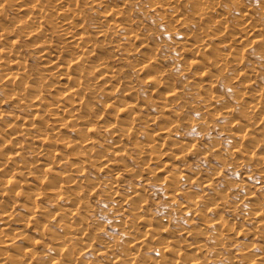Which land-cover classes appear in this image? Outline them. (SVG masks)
<instances>
[{"label": "rangeland", "instance_id": "1", "mask_svg": "<svg viewBox=\"0 0 264 264\" xmlns=\"http://www.w3.org/2000/svg\"><path fill=\"white\" fill-rule=\"evenodd\" d=\"M29 1L14 0L16 6H23ZM231 1L233 0H223L232 7L228 25L234 22L242 25L251 21V18H243L249 7L264 8V0H239V7L232 5ZM47 2L43 0L48 7L56 5V10L60 8L55 1ZM89 6L91 7H82L83 20L100 19L92 14L93 11L107 16L111 14L106 11L119 8V15H111L105 19L129 23L126 30L114 29L104 46L101 45L96 51L97 61L107 60L109 55L121 58L117 63L121 69L118 79L110 81L111 87H107L108 79H101L105 70L93 74L90 85L94 89V95L87 101L93 107L92 110L80 112L86 121L71 122L68 129L61 133L62 139L76 140L78 138L75 137V131L79 129L82 131L79 135L81 140L91 139V144L81 143L70 153L74 150L85 153L87 149H91L89 154L95 164L92 167H79L77 160L80 158L74 156V153L71 156L66 153L55 159L63 160L52 171L40 174L34 164L30 167L34 178L18 177L19 183L11 187L18 192L6 200L17 220L12 230L21 228L16 223L23 218L29 221L31 216L32 227L24 237L16 236L10 231L8 237L0 238V253L13 254L16 250L23 253L31 248L30 245L37 244L31 259L36 257V261L47 264L59 257L60 253L55 249L67 243L63 242L59 246L56 244L58 242L53 241V235L61 238L68 233L65 224L75 227L80 222L78 218L62 219L59 210L68 206V195L79 191L82 192L80 200L91 208L89 211L85 209L81 218L90 219L82 227L87 229L93 246L86 248L74 240L83 231L73 234L72 242L68 244L75 264H128L130 257H133L131 255L136 258L135 264H173V259H177L174 264H264L258 261L260 257H264V124H259V117L264 109L251 115V119L244 122L241 130L232 128L233 119L221 114L226 106H235L238 112L245 110L254 102L252 92L262 93L264 102V32L255 33L251 38L242 35V42L225 46L230 40V34L236 32L231 29L227 36H214H221L223 30L213 23L214 18H206L201 24L183 27L176 23L174 11L166 4L149 8L146 4H139L138 0H110L106 7H94L92 2ZM5 14L7 17L4 19L10 25L16 24L14 20L17 17L10 8ZM190 15L187 16L191 18ZM254 18L259 19L264 26V14L259 13ZM203 26L209 28L213 39L207 42L209 49L198 52L192 46H198L195 34ZM135 31L139 33V38L128 40L126 36ZM24 32L25 29H20L16 38L19 40L20 54L27 65L43 70V65L46 64L42 62L40 50L32 47L40 40H28ZM117 46L121 48L118 52L115 50ZM230 48L236 52L231 58H226ZM151 58L155 59L154 68L142 69ZM241 58L243 61L239 63ZM207 59L211 63L205 62ZM97 61L85 66L91 69ZM107 61H110L109 66L112 68L113 60ZM254 69L258 71L257 74L253 72ZM206 70L209 72L203 77ZM240 72L243 75L238 76ZM156 74L160 75L158 81H151L150 77ZM167 81L175 82L185 94L182 104H166ZM55 83L54 80H48L41 84L43 96L48 102L44 108L52 104L55 97L65 94L57 88L53 91L49 89ZM206 84L218 85L215 92L225 98L224 102L219 105L209 103L211 92ZM111 91L112 95L105 94ZM244 92L247 95L242 97ZM33 95L35 92L22 103H30ZM20 103L6 99L0 92V111L3 112L0 132L6 133L5 136L0 133L3 138L0 139V147L6 141L14 145L18 141L31 143L26 141L27 137H20L17 141L12 135L19 131L15 127L23 124V119L32 114L30 108L25 110L27 104ZM44 110L38 125L54 123L55 117L44 113ZM72 115L68 120L74 118ZM17 117L22 120L16 123ZM117 121H124V128L133 123L132 142L137 140L148 143L152 140L148 135H157L153 138L157 151H169L170 154L167 153L161 161L151 160L150 156L140 154L142 152H137L130 158L116 156L117 139L113 133H118L121 129ZM76 125L78 127L72 128ZM9 126H15L12 132L8 130ZM89 126H92L90 133L85 130ZM246 128L250 136L243 140L241 134ZM166 129L170 131L169 135L161 136L160 133ZM37 134L38 132L33 133L32 137ZM240 146L246 153L234 155L232 150ZM103 156L135 169V174L124 172L116 180L117 187L113 192H117L120 197L118 199L112 197L113 192L110 193L107 186L99 180L104 177V174L97 172L104 164ZM37 159L30 152L24 155V161L28 164L35 163ZM240 159L248 163L238 168ZM166 162L168 168L163 171V164ZM18 163H23V160L19 159ZM168 173L174 175L172 181L177 183L176 191L172 185L169 186L170 182L163 180ZM55 175L60 176L58 183L63 185L62 197L57 200L46 194L47 189L58 184H53ZM45 176L49 177L50 182L41 185L40 180ZM71 180L73 183L70 184ZM24 183L27 186L22 185ZM28 192H31L30 197ZM122 198L125 200L117 206ZM258 215L259 218H255ZM137 218L141 220H136ZM150 219L152 222H149ZM142 220L147 223H139ZM233 223L236 230L243 229L242 235L236 239L237 244H234L235 233L230 237L232 239L229 238L228 229ZM1 227L4 226L0 220V229ZM43 227L48 232L41 238L34 232ZM132 227L136 230L128 232ZM5 238L8 239L6 242ZM174 238L182 242L171 243L174 252L162 253L164 240L173 241ZM2 242L10 246L2 247ZM195 242L204 244L208 252L192 254L185 245ZM159 256L164 259H159Z\"/></svg>", "mask_w": 264, "mask_h": 264}, {"label": "bare ground", "instance_id": "2", "mask_svg": "<svg viewBox=\"0 0 264 264\" xmlns=\"http://www.w3.org/2000/svg\"><path fill=\"white\" fill-rule=\"evenodd\" d=\"M45 1H48L47 3H52L51 1H55V4H57V6L60 8L56 10V5L54 7H48V5L43 3V0H30L29 3L24 4L23 6H16L14 0H0V92H2L5 95V98L8 100L20 101L21 105L27 104L25 106V110L30 108L32 111L30 116L23 119V124H20V126H18V124L17 126L15 125L16 127H10L11 125L9 126L10 128L7 127L10 132H12L14 127L19 129V131H15V133L12 134L14 140L18 141V138L20 137H27L26 141H31V143L18 141L17 144L14 145L13 143L6 141L4 145H1L0 147V220L4 226L0 229V238L8 237V232L10 231L16 236L24 237L26 232L32 227L31 220H33V217L31 216L29 217V221L23 218L18 221V223H16L21 226V228L12 230V227L15 225L17 220L14 210L12 207H9L6 202V200L10 198L12 194L14 195V193L18 192L17 190L13 191L11 189L13 185L19 183L17 180L18 177L22 176L34 178V174L30 168L32 165H36L38 168V173L40 174L52 171L55 166L60 164L63 160L56 161L55 159L62 157L66 153L68 156H71L74 153V156H78L80 158L77 160V165L79 167H92L95 164L89 154L92 151L91 149H87L88 151H85V153L84 151L82 152L78 150H74V152L70 153L72 149L77 148L81 143L91 144V139L81 140L79 135H81L82 131L79 129H76L75 131L77 135L75 137L78 138L76 140H70L68 138L62 139L61 133L63 130L68 129V124L71 122L77 121L83 123L86 121L83 116L81 117L80 112L84 110H92L93 107L88 105L87 101L92 97V95H94V89L90 85V80L93 77V74L98 73V71L105 70L106 72L101 74V79L104 80L107 78V87H111L109 82H115L118 79L119 73L121 72V69L118 68L119 64H117L120 62L121 58L109 55L107 60H113L114 64V66L110 68V61L104 59H99V61H97L96 54L98 48L101 45L104 46L106 41H108V37L112 31H114V29H117V31L126 30L127 25H129V23H119L118 21H110L105 19L110 18L111 15H119L121 13L119 8H111L109 11H106L107 14H111L107 16L99 14L97 11H93L92 14H96V16L100 19L83 20L82 17L84 12L81 11L83 10L82 7L86 5V7L90 8L91 6L89 5L91 2L94 7H106L105 5L110 2V0ZM164 1L166 3H164ZM231 2L235 7H239L241 5L239 0H233ZM138 3L141 5L146 4L149 6V8L156 7L160 4L168 5L174 11V17L177 19L176 23L183 27H189L193 24H201V22L206 18H214L213 23H215L216 26L223 28L220 33L221 36L218 34H215L214 36L218 38L227 36L229 35L231 29L236 32L235 34H230V40L225 43V46H230V43H238L239 41L242 42L243 36L251 38L255 35V33L264 32V26L261 21L257 18H254V16H257L259 13L264 14V8L262 6L258 8L249 7L243 18H251V21L248 20L242 25L236 24L235 22L228 25L227 22L230 21L232 7L228 6V4L223 2V0H138ZM8 8H10L13 13H15L17 19L14 20V23L16 24L10 25V22L4 19L7 17L5 12L8 10ZM187 15H190L191 18H189ZM254 21H257L256 24H254ZM128 22L132 21L128 20ZM20 29H25L24 33H26L25 36L28 40H40L32 47H36V49L40 50L42 62H45L46 64L43 65V70L36 66L32 67L27 65L25 59L20 54L19 40L16 39ZM195 35L198 37V46L193 45L192 47L198 50V52L206 51L209 47L207 42H210V40L213 39L211 37L212 35L209 28L207 29L206 26L199 27L198 32ZM126 37L128 40L138 39L139 33L136 31L131 32ZM109 43L111 44L112 41H109ZM143 47L147 48L146 46ZM120 49V46H117L115 50L118 52ZM235 52L236 50L230 48L229 53L226 54V58H231ZM86 54L87 57H85ZM68 58H71V60ZM95 61H97V64H95V66L91 69L85 66L87 63H96ZM210 61V59H207L205 62H208L209 64L211 63ZM238 61L239 63H242L243 59L241 58ZM153 64H155V59L151 58L142 69H153ZM208 72L209 70L204 71L203 77H206ZM253 72L255 74L258 73V71L255 69ZM241 73L242 72L238 73V76L243 75ZM159 76L160 75L157 74L153 75L150 77L151 81L157 82ZM48 80L56 81L55 85H51L49 88L50 90L53 91L54 88H57L62 92H65V94H60L59 97H55L53 103L44 108V105L48 102L43 96L44 90L41 84L44 83V81L48 82ZM166 84V104H182L185 96L182 90H180L173 81H167ZM206 86L209 88L208 91L211 92L208 98L209 103L213 105H219L224 102L225 98L216 94L215 92V90L218 88V85L206 84ZM115 88L116 87H114V89ZM114 89L112 90L114 91ZM34 92L35 95L31 96L30 103H22L24 100H28V97L31 94H34ZM105 94L112 95L113 92H106ZM246 95L247 93L244 92L241 96L244 97ZM251 97L254 102L249 104V106L241 112H238L235 106H226L222 109L221 114L224 117L233 119L232 128L241 130V128L244 126V122H247V120L251 119V115L257 114V112L264 109L262 93L252 92ZM95 101L99 102V100ZM43 109H45L44 113L55 117V121H53L54 123L45 122L43 125H38V122L44 115L42 114ZM70 114H73L72 116H74V118L72 117L71 120H68ZM2 115L3 112L0 111V120L2 119ZM259 118V124H264V112ZM21 120L22 119L17 117L15 122L17 123ZM117 124L121 125V129L118 130V133H113L114 138L117 139L115 142V149L118 151V155L116 156L130 158L131 156H134V154H138L137 152H142L140 154H145L147 157L150 156L151 160L161 161L162 157L164 158L165 155L170 154L169 151L165 153L157 151L155 141L153 140V138L157 135H148V138L152 139L151 141H148V143L139 142L137 140L132 142V133L134 129L133 123L129 127L125 128L124 121H117ZM76 127H78V125L73 126L72 128ZM85 130L90 133L92 131V126L87 127ZM35 132H38V134L32 137V134ZM169 132L166 129V131H162L160 135L166 137L169 135ZM0 133L1 136L6 135L5 132ZM1 136L0 139L2 140L3 138ZM249 136L250 132L247 128L242 131L241 137L243 140L248 139ZM232 151L234 155H244L246 153V151L241 146ZM26 152L33 153L35 157L38 158L35 163L28 164L24 161V155ZM102 158L104 159L102 161L104 164L101 165L99 169H97V172L104 174V177L100 178L99 180H101V182L107 186V189L110 193H112L114 188L117 187L116 180L122 175L121 173L128 172L132 175L135 174V169L129 166H124L122 162H116L112 159H107L105 156ZM19 159H22L23 163L19 164ZM247 163V161L240 159L238 163L240 166H238V168ZM163 167L165 168L163 171L168 168L167 162L163 164ZM79 170L80 168H78V171ZM59 177V175H55V177H53V184L58 183ZM173 177L174 175L168 173L163 180H165L166 183L170 182L171 184H169V186L172 185L176 191L177 183L172 181ZM40 182H42L41 185H44L45 182L49 183V177H43ZM71 183H73V180H71L70 184ZM22 185H25V183ZM62 186L63 185L60 186V183H58L52 188L47 189L46 194L53 197V200L60 199L62 197ZM92 190L94 189H91V191ZM22 194L24 195L25 193ZM81 194L82 192L77 191L71 195H68L66 197V203L68 206H65V208H61L59 210V215L62 217V219L73 220L74 218H78L80 222L75 224V227L63 224L65 230L68 231V233L61 238H57L58 236L53 235V241L58 242L56 244L59 246H62L63 242L67 244H63L64 246L55 249V251L60 253V256L56 257L53 261H50L47 264H63V261H65L64 264H75V262H72L73 257L70 251V245L68 243L73 239V234H76L79 231L83 232L81 234H77L79 236H75L76 238L74 240L77 241V244L85 246L86 248H91L93 246V240H90L87 229L85 230L83 229L84 227H82L86 226L90 219L89 217L81 218V213H83L85 209H87L86 211H89L91 208L86 206L87 204L80 200ZM30 195L31 192H28V197H30ZM112 197H115L116 199L120 198L117 195V192H113ZM123 200L125 199L122 198L120 201H118L117 206H119ZM34 209H36V207H34ZM137 209L139 210L140 208L137 207ZM86 215L88 216V214ZM260 215L256 216L255 218H259ZM152 219H150L149 222H152ZM136 220H141V218H137ZM142 222H144L143 225L147 223L145 220L139 221V223ZM259 224H261V222H259ZM135 230L136 228L132 227L128 232L132 233ZM228 231L230 233L229 238L235 233L236 237L234 244H237L238 241L236 239L242 235L243 229L239 228L236 230L235 223H233ZM46 232H48V229L43 227L40 231H35L34 233L37 236L43 238L47 235ZM220 236L222 237V235ZM5 239L6 242L8 239ZM5 242H2V247L10 246L5 245ZM172 242L180 243L182 241H177L175 238L173 241L164 240L162 244L163 249L161 252H174V248L171 247ZM34 243H36V241ZM36 245L37 244L30 245L31 248L26 249V251L23 253H21L19 250H16V252L13 254L1 252L0 264H45L40 263V261H36V257L31 259L35 252V248L37 247ZM185 246L191 250L192 254L208 252L207 247L200 242L186 244ZM131 256L133 257H130L128 264H135L134 261H136V258L134 255ZM159 259H164V257L159 256ZM176 261L177 259H173L174 263ZM258 261L264 263V257H260ZM156 264L161 263L158 262Z\"/></svg>", "mask_w": 264, "mask_h": 264}]
</instances>
